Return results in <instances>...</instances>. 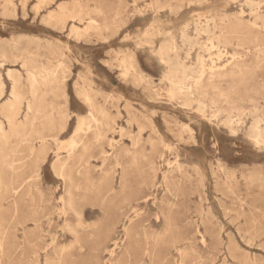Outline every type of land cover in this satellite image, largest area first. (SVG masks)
Returning a JSON list of instances; mask_svg holds the SVG:
<instances>
[{"label": "rangeland", "instance_id": "obj_1", "mask_svg": "<svg viewBox=\"0 0 264 264\" xmlns=\"http://www.w3.org/2000/svg\"><path fill=\"white\" fill-rule=\"evenodd\" d=\"M9 69L0 264H264V0H0Z\"/></svg>", "mask_w": 264, "mask_h": 264}, {"label": "bare ground", "instance_id": "obj_2", "mask_svg": "<svg viewBox=\"0 0 264 264\" xmlns=\"http://www.w3.org/2000/svg\"><path fill=\"white\" fill-rule=\"evenodd\" d=\"M229 64H230V62H229ZM220 69H222V68H220ZM214 70H216V69H214ZM209 71L212 72V70H210V69H209ZM7 77H8V80L10 81V83H11V89H10V98L7 101L4 102V106L2 107V111H1V114H2V116H3L5 121L2 122L0 120V154H1L2 158H4L5 160L9 161L8 160L9 153H8L7 145L9 143V140H10L11 136L12 135L13 136L14 135H18L20 133V129H22V124L19 122V116L21 115L22 106L25 104L26 98L23 95V93L21 92V88H20L21 76H20V74H17L13 70L9 69L8 72H7ZM29 77L31 79V82L34 84V80L36 79L35 75L31 74ZM5 87H6L5 86V82H4L3 78L0 76V99L4 95ZM30 93H31V95L33 97V101H35L37 90L34 87V85L31 88ZM33 101L27 102V105L25 104V106L27 108L26 109L27 110V114L25 116L26 119L31 114L37 113L40 110L41 105L36 104ZM6 123L8 124V126L10 128V132H8L7 129L5 128V124ZM82 125H83V123L81 122L79 124V126H80L79 130H81ZM53 126H54L53 118L51 116H48V118L46 119L45 123L43 124V130H46V131L47 130H51ZM48 138L49 137L47 135L39 136L38 140L40 141V144H41L40 148L38 149L37 146L32 144L31 148H30L31 155H40L41 152L44 151L46 149V147H47ZM257 142H259V140H257ZM10 162L8 164H10ZM60 176H63L62 173L60 174ZM72 204H73L72 200H69L68 201V205L70 207H72ZM73 232H76V231H73Z\"/></svg>", "mask_w": 264, "mask_h": 264}, {"label": "snow or ice", "instance_id": "obj_3", "mask_svg": "<svg viewBox=\"0 0 264 264\" xmlns=\"http://www.w3.org/2000/svg\"><path fill=\"white\" fill-rule=\"evenodd\" d=\"M121 36H123V33H121ZM125 39H129V37H124ZM259 147H261L262 149H264V144L258 145Z\"/></svg>", "mask_w": 264, "mask_h": 264}]
</instances>
